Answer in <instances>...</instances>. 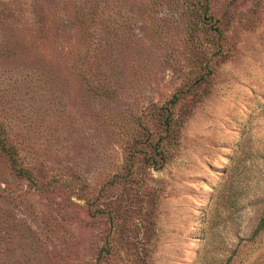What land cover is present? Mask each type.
I'll list each match as a JSON object with an SVG mask.
<instances>
[{"label":"rangeland","instance_id":"rangeland-1","mask_svg":"<svg viewBox=\"0 0 264 264\" xmlns=\"http://www.w3.org/2000/svg\"><path fill=\"white\" fill-rule=\"evenodd\" d=\"M263 222L264 0H0V264H264Z\"/></svg>","mask_w":264,"mask_h":264},{"label":"trees","instance_id":"trees-1","mask_svg":"<svg viewBox=\"0 0 264 264\" xmlns=\"http://www.w3.org/2000/svg\"><path fill=\"white\" fill-rule=\"evenodd\" d=\"M180 100V97L179 96H176L174 97V99L172 100L171 104L172 105H175L177 104V102ZM168 110V109H167ZM169 111V115L167 116V119L165 121L166 125L167 126H171V115L172 113ZM157 146V149H158V152H159V155H162V149H161V145H162V140H160L158 142V144H156ZM1 148H2V152L8 156L9 158V161L11 163L12 166H14V168L16 169V171L18 172V174H20L21 176H25L28 180L30 181H33V177L31 174H29V172L27 170H25L24 168L22 167H18V164H19V158L17 157V154L15 152H13L10 147L7 146L6 144V141H4L1 145ZM264 229V222L261 223L260 225V230Z\"/></svg>","mask_w":264,"mask_h":264}]
</instances>
